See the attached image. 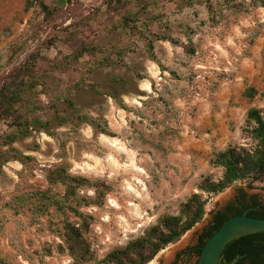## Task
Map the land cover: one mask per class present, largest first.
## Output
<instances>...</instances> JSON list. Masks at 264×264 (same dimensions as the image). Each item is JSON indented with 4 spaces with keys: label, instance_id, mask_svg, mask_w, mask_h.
<instances>
[{
    "label": "rangeland",
    "instance_id": "obj_1",
    "mask_svg": "<svg viewBox=\"0 0 264 264\" xmlns=\"http://www.w3.org/2000/svg\"><path fill=\"white\" fill-rule=\"evenodd\" d=\"M45 2L56 8L50 18L26 0H0V85L34 62L37 81L20 109L28 120L49 122L48 131L29 127L4 143L14 128L0 121V148L29 157L0 165V264H77L62 226L81 217L95 259L142 235L162 214H178L192 193L207 200L202 219L217 192L197 185L223 171L213 155L228 145L251 148L246 112L264 114V3ZM80 47L88 51L70 57ZM55 114L67 122L58 124ZM59 164L98 184L102 196L95 185L67 196L62 184H49L46 170ZM244 185L264 188L258 180Z\"/></svg>",
    "mask_w": 264,
    "mask_h": 264
},
{
    "label": "trees",
    "instance_id": "obj_2",
    "mask_svg": "<svg viewBox=\"0 0 264 264\" xmlns=\"http://www.w3.org/2000/svg\"><path fill=\"white\" fill-rule=\"evenodd\" d=\"M68 1V0H63ZM207 1V0H205ZM263 5V0H259ZM35 4L43 13L45 18H50L56 8H49L45 0H26V7ZM88 51L80 47L70 52V57L78 58L82 52ZM34 58V57H33ZM34 62H25L14 69L0 85V121L7 123L8 127L14 130L5 133L4 143H11L17 138L24 136L28 128H43L48 131L49 122H41L40 118L33 116L28 120L24 116L21 106L24 104V94L31 90L37 81ZM249 96L253 95V89L246 90ZM54 119L58 124L67 122L68 117L55 114ZM246 127L243 128L248 137L254 143L251 148L241 145H228L224 150L216 152L211 163L223 169L222 176L218 180H211L204 177L197 185L198 190L207 194L220 191L229 182L238 178L248 177L250 181H260L264 185V114L257 108L251 107L246 112ZM101 133L112 135L109 130L100 128ZM16 159L24 164L28 156L18 154L14 149L0 148V165L8 160ZM66 164L55 165L46 170L45 177L49 184L60 183L64 186V193L67 196L73 195L77 187L83 185H95L97 196H102V188L98 184L90 182L82 176L70 175ZM101 185V184H100ZM103 186V185H102ZM41 201L46 200L47 204H53L57 209L62 205L51 196H46L45 191L33 193ZM206 199L199 193H192L179 206L176 215L162 214L153 225L147 227L142 235L127 241L120 247L112 248L101 259H95L90 250L89 244L83 236L88 221L81 217L78 225L64 221L63 235L66 243V250L77 264H84L92 261L93 264H147L155 254L168 243L175 242L179 237L190 229L203 216ZM47 206V205H46ZM242 210L250 216L264 218V201H257L253 196L248 203L241 208L226 206V212H217L214 216L216 223L211 225L203 233L197 247V255L200 252L206 238H208L218 227L230 216L242 213ZM237 258L233 264H264V231H256L239 236L229 241L223 248L221 260L229 263Z\"/></svg>",
    "mask_w": 264,
    "mask_h": 264
},
{
    "label": "water",
    "instance_id": "obj_3",
    "mask_svg": "<svg viewBox=\"0 0 264 264\" xmlns=\"http://www.w3.org/2000/svg\"><path fill=\"white\" fill-rule=\"evenodd\" d=\"M248 177L233 180L214 196L213 209L188 229L176 243H168L147 264H233L237 258L226 263L221 260L224 246L234 238L256 231H264V218L250 216L245 212L228 217L208 238L197 255V245L203 233L213 223L217 212H226V206L242 207L252 196L264 201V188L245 187ZM245 264V263H243Z\"/></svg>",
    "mask_w": 264,
    "mask_h": 264
},
{
    "label": "flooded vegetation",
    "instance_id": "obj_4",
    "mask_svg": "<svg viewBox=\"0 0 264 264\" xmlns=\"http://www.w3.org/2000/svg\"><path fill=\"white\" fill-rule=\"evenodd\" d=\"M238 208H241V207L239 206ZM244 211H246V210H242V212H244ZM215 223H216V221H215V220H213V223H212V225H214ZM199 242H200V239H199V241H198V245H197V247L199 246Z\"/></svg>",
    "mask_w": 264,
    "mask_h": 264
}]
</instances>
